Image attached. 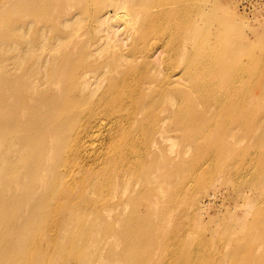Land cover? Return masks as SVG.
<instances>
[{"label":"bare ground","instance_id":"bare-ground-1","mask_svg":"<svg viewBox=\"0 0 264 264\" xmlns=\"http://www.w3.org/2000/svg\"><path fill=\"white\" fill-rule=\"evenodd\" d=\"M38 1L41 0H0V70L6 68V52L21 48L17 35L24 29L21 20L33 17ZM151 3L132 0L133 19L143 14L139 37L132 41L126 53H116L119 54L117 62L111 65L114 68L110 71L119 76L109 78L111 88L102 91L95 101L90 97L94 90L88 81L83 82V90L77 92L79 96L74 94L78 91L76 85L70 91L64 84L61 95L54 97L48 95L45 83L40 89L33 82L25 110L7 91L0 90V264H66L78 259L79 264H98L106 240L113 234L110 224H105L110 225L109 228H101L111 218L112 209L125 204L138 206L143 202L147 210L160 206L169 210L179 193L178 176L186 172L182 163H190L189 170L197 174L199 158L205 157L211 162V168L219 166L218 169L225 172L227 165L222 158L240 152V145H247L248 139L257 150L261 167L252 184L256 196L246 197V208H250L252 218L244 220V235L241 233L244 244H239L231 254L233 258L245 259L243 264H264V204L260 205V200H264V128L245 131L249 123L260 121L258 101L264 94V86L258 84L256 78L261 74V59L251 55L260 39L255 36L251 41L241 33L230 31V24L223 22V16L212 6L188 11L184 7L165 8L164 4L170 2H155L159 6L152 11ZM116 9L127 13L125 6L118 5ZM188 13L191 16H185ZM177 14L179 24L174 20ZM100 23L107 26L108 35L115 32L107 17H102ZM155 24L160 29H153ZM175 27L176 33L172 34L170 29ZM162 29L170 32L172 45L162 42L163 45L151 49L150 39L161 41L158 35ZM140 41L143 48L137 49ZM121 48L118 45V49ZM38 57L40 66H45V55L41 53ZM16 58L18 55L8 59L16 64ZM138 58L144 63L136 68L132 61ZM164 62L169 68L166 77L159 80ZM68 63V58H64L65 67ZM122 67L126 68L122 70ZM35 73L39 76L33 71ZM66 76L65 72L62 84ZM131 78L140 81L137 87H132L133 99L126 94ZM72 93L77 97L67 101ZM163 97L166 99L162 102ZM31 103L40 105V109L28 116L29 111L32 113ZM123 108H127L128 113L119 117ZM147 123L154 128L158 126L153 139L158 153L151 152L148 161L141 156L137 145ZM131 125L135 128L131 129ZM232 125L242 126L241 133H231ZM172 127L180 130L190 145L180 152H172L161 164L158 157H165L162 145L172 139L166 134ZM93 139L98 141V146L90 151L88 146ZM193 149L198 154L187 159L186 155ZM57 154L59 158L52 160ZM244 157L245 153H240L239 160L242 162ZM67 161L74 169L64 173L61 168ZM132 166L142 169L143 183L153 186V190L158 189L161 200L156 196L142 201L138 194L123 199L127 193L135 195L127 181L134 174ZM106 170L116 175L112 183L116 201L107 203V213L100 215L98 211L89 210L94 201L87 197L86 191L98 193L109 187L99 181ZM154 172H158V178L153 176ZM23 187L25 192L16 194ZM217 196L210 193L205 198L216 199ZM203 201L198 200V194L192 197L199 217L207 210ZM24 205L28 208L32 205V213L19 224L17 215H21ZM87 211L93 213L91 226H95V231L91 235L89 231L80 230L88 220ZM136 219L137 216L131 215L128 221ZM179 242L187 243L185 239ZM187 250L174 253L173 264H202L197 262L194 252ZM105 254L109 260L113 257L111 249ZM124 260L129 261L127 255Z\"/></svg>","mask_w":264,"mask_h":264},{"label":"rangeland","instance_id":"rangeland-1","mask_svg":"<svg viewBox=\"0 0 264 264\" xmlns=\"http://www.w3.org/2000/svg\"><path fill=\"white\" fill-rule=\"evenodd\" d=\"M136 1H142L147 5L152 2L150 5L152 11H155L156 7L159 6L157 5L159 3L155 2H170L169 6L164 4V7L175 9L184 7L189 9L188 11L195 7L201 9H207L210 6H212L211 8L215 7L223 16V22L230 24L232 28L230 31L241 33L244 38L251 39V41H254L255 36L259 37L258 45L253 47L251 55L261 59L259 64L261 74L259 75L258 72L259 76H257L256 82L264 86V0ZM131 4L132 0H48L47 2L41 0L36 2L33 17L25 21L21 20V24L23 23L24 29H26L24 31L22 28L23 30L18 31L17 34L21 48L6 52L7 60L4 62L6 68L0 70V90L2 92L7 91V95L25 110V106L30 102L29 94L32 89L30 86L33 82L37 83L40 89L45 83L46 90L50 92L48 95L54 97L61 95L64 84L70 91H73V85H76L78 87V91L76 90L74 93L76 94L80 89L83 90V82L88 81L91 90H94L90 97L92 101H95L102 91L111 88L109 78H118L119 76L115 71H110L114 68L111 65L117 62L119 54L116 53H120V51L126 53L132 47V41L139 37L143 14L139 18L133 19L131 14L134 6ZM118 5L125 6L126 9L124 10H127L129 14L119 12L116 9ZM185 16L189 17L191 13L185 14ZM102 17L109 19V23L114 26L115 32L112 31L111 34H107V26L100 23ZM178 17L179 15L174 20ZM202 20L204 23L205 20L203 18ZM28 24L31 25L27 30ZM176 24H179V20H176ZM157 25H153L152 28L160 29V26ZM181 29L182 27H180ZM173 31L176 33V27L174 30L170 29L172 34ZM170 32L162 29L158 35L161 37V41L154 38L150 39L152 42L151 49L155 50L158 46L163 45L162 42L172 45ZM118 45H121L122 48L118 49ZM141 48L143 46L140 41L137 49ZM41 53L46 57L45 66L39 64L38 55ZM16 55L18 58L15 59L16 64H14L8 58ZM64 58H68V67H65ZM132 63L137 68L144 63V60L138 58ZM125 68L122 67V70ZM167 68L169 65L167 66V63L164 62L161 65L162 72L158 74L159 80L166 77ZM33 71H37L39 76H36L38 75L36 73L33 74ZM65 72L67 78L62 84ZM135 78H131L130 84L126 88V94L132 99V87H137L140 84V81ZM142 84L143 82H141ZM187 90L190 91L189 88ZM75 96L77 97V95ZM75 96L72 93L67 101H71ZM164 99L166 97H163L161 101L163 102ZM258 102L257 115H259L260 121L257 124L249 123L245 127L246 132L254 131L258 127L264 128V110H262L264 108V94H261ZM31 108L32 113L26 111L28 116L33 115L36 109L39 110L40 105L31 103ZM127 113V108H123L119 117H125ZM32 125L37 126L33 123ZM134 128L135 126L131 125V129ZM152 128L155 131L153 130L151 133ZM230 128L233 134L242 131V126L232 125ZM157 129L158 126L154 128L150 123H147L142 129L143 137L139 138L137 142L141 156L147 161L151 152L155 150L158 153L157 148L153 145V139L157 136ZM166 134L172 139L163 142L165 157H158V154L155 153L161 164L166 162V157L172 152H180L190 145L180 130L176 128H170V132ZM233 134L228 137L229 140H232ZM0 141L2 140L0 139ZM97 146L98 141L93 139L88 149L94 151ZM239 149L240 152H234L228 158H222L221 161L227 165L225 172L219 170V166L211 168V162L205 157L199 158L201 163L198 164L197 174H193L189 170L190 163H182L186 172L178 176V181L180 180L179 193L169 210L168 208L164 209V206L147 210L148 207L142 201L153 200L156 196H159L161 200L160 191L158 189L153 190V186L143 183L142 169L132 166L134 174L128 177L127 181L133 186L135 195L130 196L127 193L123 195V199L136 197L138 194L142 199V204L138 206L125 204L112 209L111 218L102 224L101 228H109L111 225V233L113 234L111 238L106 240L108 242H105L106 245L99 255L98 264H136V262L140 264H173V254L180 251L182 253V250L186 248H188L187 251L194 252L197 255V262L202 264L245 263V259L233 258L231 253L236 251L235 248L239 244H244V236L242 237L241 234L244 235V220L247 217L252 218L250 208H246V197L256 196L252 184L255 183L261 164L257 161V150L253 147L250 139L247 140V145L243 143ZM240 153H245L242 162L239 160ZM197 154L194 149L190 150L186 158L190 159ZM62 155L63 152L60 157ZM57 158H59L58 154L52 160ZM50 162L53 163V161ZM70 164V161L63 163L61 171L65 173L73 170L74 167H71ZM154 171L157 169L154 168ZM192 174L194 177L191 180ZM153 176L158 178V172H154ZM115 177L116 175L111 170L109 172L106 170L99 181L104 185L109 184V187L102 188L98 193L91 190L86 191L87 197L94 201L89 210L98 211L100 215L107 213L105 205L116 201L112 188ZM23 192H25L24 187L17 190L16 194L21 195ZM210 193H217L218 198H205ZM196 194H198V200L204 199L203 203L207 206V210L201 212V217L196 214L194 205H192V197ZM263 204L264 200H260V205ZM32 207V205L29 208L24 205L21 215H17L19 224L23 223V217L26 218L32 213ZM84 214L86 217L85 211ZM87 214L88 220L84 228L82 227L83 229L80 230L89 231L91 235L95 231V226H91L93 213L87 211ZM131 215L137 216L136 221H128ZM234 231H238V233ZM235 234L239 235L240 238H237ZM180 239H185L187 243L179 242ZM249 239L248 237L245 241L248 242ZM108 249L113 251V257L110 260L104 257ZM125 255L128 256L129 261L124 260ZM66 264H79V259Z\"/></svg>","mask_w":264,"mask_h":264}]
</instances>
